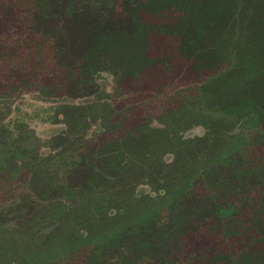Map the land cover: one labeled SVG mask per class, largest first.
<instances>
[{
	"label": "trees",
	"instance_id": "1",
	"mask_svg": "<svg viewBox=\"0 0 264 264\" xmlns=\"http://www.w3.org/2000/svg\"><path fill=\"white\" fill-rule=\"evenodd\" d=\"M261 37L264 0H0V264H195L183 236L200 225L245 242L203 264H264ZM246 67L263 79L220 101ZM182 70L195 78L170 87ZM30 92L63 99L46 140L5 120Z\"/></svg>",
	"mask_w": 264,
	"mask_h": 264
},
{
	"label": "rangeland",
	"instance_id": "2",
	"mask_svg": "<svg viewBox=\"0 0 264 264\" xmlns=\"http://www.w3.org/2000/svg\"><path fill=\"white\" fill-rule=\"evenodd\" d=\"M155 10L150 11L145 15V20L149 23L159 25V24H169L171 25L177 13L173 10L171 11H162L161 13H154ZM71 27V24H70ZM179 27H174L173 29L178 31ZM125 34V33H123ZM121 34V35H123ZM136 34V33H135ZM134 32L131 34H128L129 39L136 38ZM156 36V35H155ZM176 36H173V34L167 33V35L162 34L161 36H156L151 41V46L149 47V53L154 56H162L164 54H167L169 50H172L170 47L172 46L173 42L176 40ZM257 44L259 46L264 47V38H258L256 40ZM170 43V44H169ZM176 51V49H175ZM248 66H254L248 65ZM234 68H237V66L233 65ZM244 69V67L242 68ZM155 71H160L162 75H169L170 73L165 71L161 67L153 68ZM237 71H234L230 74V76H234V74ZM227 74H229L227 72ZM239 76L237 78L232 79H221L220 78V85L217 84L216 87L220 88L219 91V100L222 102H228L232 100L233 96L239 93V89L242 85L250 82L251 80H262L261 72H257L254 68L249 67L242 72L238 73ZM174 79L175 77L178 78L177 83L170 85V87H175L176 84L182 83L185 78L193 80L194 74L188 70H182L181 72H175L171 74ZM104 78H109L108 80V88H111L112 79L109 75L106 73L103 74ZM159 78L164 77L160 76L158 74ZM159 78L157 80H159ZM124 89L120 93V95H126L129 94L132 90L135 89V87H132L130 85L123 84ZM154 89V88H153ZM264 97L262 94L261 97ZM132 98V97H131ZM55 99V100H47L43 99L38 93L36 92H30L26 93L20 98L14 100L8 109V113L6 116V121L11 122V125L17 124L20 122H24L30 127L34 128L36 133L46 140L48 137H50L53 132L59 131L60 128H62V124L59 122H56V116H55V110L56 107L60 104L62 101ZM81 100L77 99L76 102H80ZM136 99L133 98L126 100L123 104L126 103H136ZM122 104V105H123ZM4 110L2 107L0 108V113H4ZM152 111L157 112L156 106L155 108H151ZM6 112V111H5ZM164 111H160L158 114H162V118H164ZM165 118L168 119V114H165ZM204 129L201 126H194L188 131H186V136H193V135H201L203 134ZM46 149V148H45ZM260 151H264L262 147H259ZM140 188H144V190L149 191V187L147 185L141 186ZM219 237V236H218ZM256 237V236H254ZM184 245L186 246L188 253H191V256L196 260L195 264H203V258H201V255L203 257H210L215 251H222V252H235L239 251L244 247V243L240 241V238L238 236H232V238H220L216 239V237H213V235H210L209 232L199 226V229L197 231H191L187 232L183 236ZM249 251H258L257 246H254L252 248L248 249ZM202 252V253H201ZM198 254H201L198 256ZM198 256V257H197ZM183 264H194L190 259L186 260Z\"/></svg>",
	"mask_w": 264,
	"mask_h": 264
}]
</instances>
